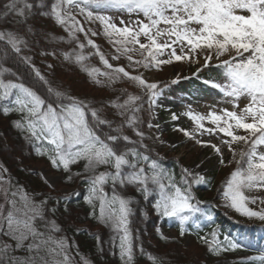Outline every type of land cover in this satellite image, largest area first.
I'll return each instance as SVG.
<instances>
[{
	"label": "snow or ice",
	"instance_id": "obj_1",
	"mask_svg": "<svg viewBox=\"0 0 264 264\" xmlns=\"http://www.w3.org/2000/svg\"><path fill=\"white\" fill-rule=\"evenodd\" d=\"M106 10L126 14L129 19L121 15L117 23L112 15L101 14ZM77 15L87 24L98 22L101 27L86 28ZM45 20L63 28L68 34L67 43H74L81 50L62 52L63 61L78 65L93 84L102 87L115 83L122 74L145 90L147 100L137 104L140 96L124 93L127 99L123 102L119 97L98 102L80 98L62 84L53 86L32 63V57L23 54L25 49L32 51L41 40H65L53 35ZM77 33H83L86 44ZM98 35H103L115 49L113 59L126 57L136 70L158 68L173 60L199 63L197 53H202V67L221 73L223 82L205 83L230 98L232 110L225 108L218 113L213 108L207 116L189 110L185 115L195 121L198 130L208 135L222 134L221 143L232 153L233 160L237 155L234 145L245 146L236 169L225 181L221 198L225 207L264 221V206L259 210L248 206L257 202L264 205V197L245 195V191L264 189V0H0V114L17 116L13 127L37 155L46 157L51 168L62 174L64 182H81L88 215L111 230L110 254L118 256L120 264H137L138 257L144 255L153 264H162L135 242L130 227L134 214L131 205L135 201L129 190L139 193L145 201L154 196L152 208L156 214L177 220L179 235L183 236L190 221L196 228H200L201 218L213 221L208 206L192 193L193 184L207 181L200 172L188 168L182 169L177 181L149 154L141 127L145 121L139 114L147 103V112L153 115V106L161 94L159 85L109 63L100 46L90 38ZM86 46L95 50L109 71L85 63L89 59L82 53ZM165 52L168 58L160 59ZM39 55L59 58L56 51L40 50ZM15 61L29 67L34 74L33 85L26 84L9 66ZM47 67L52 69L54 65ZM241 98L246 100L243 107ZM172 119L179 117L173 114ZM205 120L212 127L205 128ZM147 127L159 125L148 121ZM126 130H131L136 138L126 134ZM185 135L195 139L186 131ZM197 142L210 146L218 163L226 166L220 146ZM81 164L82 169L74 172L73 167ZM204 164L201 161L196 168ZM43 182L48 192L33 195L20 187L13 188L0 175V264H77L69 238L56 235L64 229L54 217L57 213H70V203L81 196V191L74 189L54 196L55 184L48 179ZM156 231L162 239H168L159 228ZM93 238L103 252L99 235L93 234ZM199 238L216 255L242 247L228 236L221 240L218 229ZM75 247L79 255L78 246ZM16 252L25 255L17 256ZM251 264H264V251L252 257Z\"/></svg>",
	"mask_w": 264,
	"mask_h": 264
},
{
	"label": "trees",
	"instance_id": "obj_2",
	"mask_svg": "<svg viewBox=\"0 0 264 264\" xmlns=\"http://www.w3.org/2000/svg\"><path fill=\"white\" fill-rule=\"evenodd\" d=\"M82 17V16H81ZM45 25L52 32L53 35L60 37H65L64 41H53L49 42L47 40H41L39 45L33 48L32 51L25 49L24 55L32 57V63L40 70V72L53 84L64 85L69 88L71 92L80 97L87 99H95L98 102L101 101H111V95L109 86L102 87L95 85L91 82V79L87 76L85 72H82L78 65L70 64L63 61L61 55L62 52H69L75 49L78 53L81 50L73 43H67L68 34L63 28L59 26H53L50 22L45 20ZM80 41L86 44V39L83 33H77ZM113 49V48H112ZM110 49L109 51L114 54L115 52ZM40 50L45 51H56L58 59H54L51 56H41L39 55ZM100 50L106 55V52L100 48ZM95 50L85 47L82 53L88 56L89 59L85 61L86 64L95 66L101 69L102 62L98 55L94 54ZM50 57V64L54 65L52 69L47 68L42 69L41 63L44 59ZM13 68V71H17L22 77L23 81L28 85L34 84V74L31 72L29 67L20 62L15 61L9 65ZM85 87H94V89H99L100 94H95L91 96L82 95L81 89ZM127 88V86L125 87ZM160 89V88H159ZM85 89L84 92H87ZM129 91V90H126ZM91 88L89 92L91 93ZM107 93V94H106ZM141 101H137V104L142 103L147 100V93L140 96ZM144 111L139 115L143 117L145 123L141 126L142 130L146 133L149 128L147 127V122L149 119V114L147 112V103L143 104ZM17 119L15 114L4 116L0 114V163L5 167L8 180L10 181L13 188L20 187L29 194L38 195L41 192H48L47 186L39 178L38 174L30 173L26 170H22L19 167V163L16 162L18 159H23L27 163L32 164H44L51 171L62 175L60 172L53 170L46 157H42L36 154L35 149L28 145L22 136L13 127L12 122ZM126 134L132 136L133 139L136 137L131 130H126ZM6 142V143H5ZM7 145H12L13 152L8 154L6 150ZM148 146V145H147ZM149 154L153 158H157L162 166L172 173L176 180L179 181L182 174V163L174 158H162L161 153L157 150L152 149L148 146ZM19 152L20 154L16 153ZM26 156V157H24ZM7 158V159H6ZM11 162V163H10ZM14 165V166H12ZM82 169V164L80 166H74L73 171L78 172ZM62 187L78 188L81 191V196L73 198L70 203V213H57L54 217L57 224L64 229V232L57 233V236L65 235L69 238V244L73 245L72 254L75 257L77 264H81L82 261H87V264H120L118 256L110 254L109 239L112 235L111 230L92 219L89 215V207L83 201V188L79 180H75L73 183H66L61 180ZM217 186L214 180H208L204 184H193L192 193L197 200L203 201L205 205L208 206L212 216L213 221L209 222L203 218L198 221L200 223V228H196L195 225L189 222L185 227L187 231L185 235L180 236L179 222L175 219H168L165 217H160L156 214L152 208V204L155 202V197L150 196L148 201L143 200L139 193H135L133 190H129V195L133 197L134 203L131 205L133 209V215L130 217L131 224L130 227L133 232V236L136 238L135 242L141 244L145 249V252L158 257L162 264H217L219 262H230L234 264H251V258L258 256L264 251V225L258 226L257 224H246L233 219H229L223 215V213L215 205V200L213 199V194L217 192ZM52 195H58L52 193ZM151 201V203H149ZM63 210L61 209V212ZM147 213V216L144 213ZM169 221L166 225L168 229H172L176 233V238L170 241L161 238L159 233L154 230L157 228L161 221ZM89 226L95 229L96 232H88L81 229V226ZM80 231L77 232L76 230ZM219 230L220 239L223 240L224 236H228L234 239L236 242L240 243L242 247L234 251L221 252L219 255L210 253L208 251L207 245L202 243L199 237L209 236L213 230ZM93 234H98L100 237V242L103 244L104 251H100V245L93 238ZM189 239L191 245L197 248L198 252L195 258H189L188 254L183 249V244ZM78 246L79 255H76ZM15 255L21 256L25 255L23 252H16ZM137 264H153L147 258V255L139 256L137 259Z\"/></svg>",
	"mask_w": 264,
	"mask_h": 264
},
{
	"label": "rangeland",
	"instance_id": "obj_3",
	"mask_svg": "<svg viewBox=\"0 0 264 264\" xmlns=\"http://www.w3.org/2000/svg\"><path fill=\"white\" fill-rule=\"evenodd\" d=\"M101 14L112 15L113 19L117 23H119V17L121 15H123L126 20L129 19L126 14L115 13L112 10L101 11ZM77 19L80 20L81 23L85 24L86 28L91 27L95 30L101 27L99 26L98 22H94L90 25L87 24L84 21V18L79 15H77ZM132 19H135V17H132ZM90 38L93 39L100 46V48L106 52L105 56L109 60V63L113 64L114 66H123L130 74L142 75L143 78L148 82L157 83L159 85L161 94L157 98L156 105L153 106V115H149L148 119V121H150L153 125H159V127H153L146 132L147 138L144 140V143L152 149L157 150L158 153H161L160 156L162 158H174L175 160H179L183 162V168H188L189 170L195 169L205 176L207 182L208 180H214V183H216L217 186L220 185L219 188L216 187L217 192L213 194V199L215 200V205L224 216L249 225H264V221H259L256 218L245 217L237 213L234 209L225 207V201L221 198L222 192L225 188V181L236 169V161L240 159L239 153L244 149L245 146L243 144L234 145L237 155L235 160H233L232 153L229 152L228 149L221 143L222 134L217 133L215 135H208L206 132L198 130L195 121L185 115V113L189 110L193 111L194 113L203 114L205 116H207L208 113L213 110V108L218 113L225 108L232 110V104L228 102L230 98L224 97L218 92V90L212 88L210 84L205 83L206 80L223 82L221 73L216 71L214 68L202 67V53H197V55L200 57L199 63L195 62V60H173L171 64H162L158 68L155 66L151 67L150 69L141 67L136 70L130 65L126 57L121 56L119 60L112 58L115 53L112 54L109 50L112 49L113 46L105 37H103V35L90 36ZM112 50L115 52L114 48ZM134 56L137 59L140 58L138 54H134ZM159 58H168V53L165 52L164 56ZM49 60L50 57L44 59L40 68L46 70L48 68L47 65L50 64ZM212 63L215 65L217 61L214 59ZM100 70L109 71L103 64ZM100 79L105 80V77H100ZM173 81L176 82L173 83ZM126 86L127 88H125ZM164 86L166 87L162 88ZM109 87L111 88L109 90L111 101H114L117 99V97H119L120 102H123L124 99H127V95H124V93L137 96L146 94L144 89L138 87L135 83L128 80V78L123 77L122 74L121 77ZM89 88H91L92 92L87 94V92H89ZM85 89H88V91L84 92ZM81 93L82 95L93 96L95 94L99 95L100 90L94 89V87H85L81 89ZM239 103L240 106L243 107L246 103V100L241 98ZM173 114L178 116L179 119L173 120ZM202 123L205 125V128L212 127L208 120L202 121ZM181 129L184 131H181ZM185 131L191 133L195 139L185 135ZM197 141L210 142L211 144L220 146L224 155L226 166L220 165L218 163V157L210 146H205L204 144L198 143ZM6 146L8 147L6 149L8 150V154L15 152L13 149H11L13 148L12 145L6 144ZM17 154L20 153H16L15 160L17 158ZM201 161H205V164L202 168L197 169L196 165ZM16 162L19 163L20 169L26 170L32 174H38L42 181H44V179H48L50 182L54 183L57 189L56 194L71 192L74 189L78 190V188L62 187L61 175L51 171L44 164L27 163L24 158L22 160L18 159ZM0 175L8 180L6 169L1 163ZM4 187H8V185L5 184ZM245 195L250 197H264V189L253 190L250 192L245 191ZM0 203H3L2 193H0ZM248 206L253 210H259V208L264 205H260L259 202H257L256 204L250 203ZM168 223L169 221L161 222L157 228H159L160 233H162L163 236L168 237L167 240L170 241L175 239L177 235L172 229H168L166 227ZM80 228L91 233L96 232L95 229H92L86 225L81 226ZM156 229L154 231L157 233ZM183 249L188 254L189 258H195L197 253L200 254V251L198 252L197 248L194 247V245H191V241H189V239H187L185 244H183ZM217 264L234 263H230L228 261L219 262Z\"/></svg>",
	"mask_w": 264,
	"mask_h": 264
}]
</instances>
